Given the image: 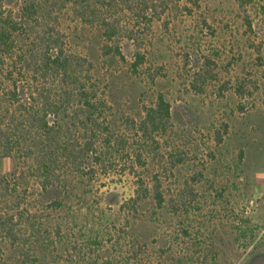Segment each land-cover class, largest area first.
<instances>
[{
    "label": "rangeland",
    "instance_id": "rangeland-1",
    "mask_svg": "<svg viewBox=\"0 0 264 264\" xmlns=\"http://www.w3.org/2000/svg\"><path fill=\"white\" fill-rule=\"evenodd\" d=\"M64 23L106 88L123 148L50 195L62 227L29 263L264 264V0L175 2L119 36L124 58L107 54L93 18ZM160 96L170 121L144 146L135 125ZM13 168L0 159L1 175ZM18 261L7 250L0 264Z\"/></svg>",
    "mask_w": 264,
    "mask_h": 264
},
{
    "label": "trees",
    "instance_id": "trees-1",
    "mask_svg": "<svg viewBox=\"0 0 264 264\" xmlns=\"http://www.w3.org/2000/svg\"><path fill=\"white\" fill-rule=\"evenodd\" d=\"M180 1L0 0V159L14 161L10 174H0V261L11 250L19 256L16 264H31L29 254L47 248L62 227L52 214L62 203L50 195L68 191L123 148L93 63L71 51L65 15L93 18L107 54L124 58L119 36L158 20ZM236 1L241 8L250 2ZM169 121L170 105L160 96L135 125L139 141L160 143ZM157 199L161 203L162 196Z\"/></svg>",
    "mask_w": 264,
    "mask_h": 264
}]
</instances>
